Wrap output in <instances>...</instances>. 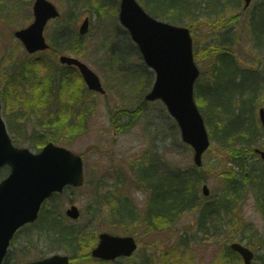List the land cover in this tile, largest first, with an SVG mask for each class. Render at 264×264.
<instances>
[{
    "label": "trees",
    "instance_id": "1",
    "mask_svg": "<svg viewBox=\"0 0 264 264\" xmlns=\"http://www.w3.org/2000/svg\"><path fill=\"white\" fill-rule=\"evenodd\" d=\"M63 1L66 7L63 21L53 29V34L49 38L50 59H34L31 56L14 58L9 68L7 66L0 74V98L3 105H6L9 92L11 95L9 98L22 100L29 116H32L28 120H20L16 116L8 120V127L16 144L29 141L38 149L48 141L59 142L58 130L54 127L65 123L64 114L69 113L70 109V103L65 102L67 97L65 89L75 78H79V73L75 68L57 67L55 59L62 53L81 55V37H76L72 42L76 32L71 27L79 19L81 9L91 8L100 13L104 8L114 6L115 9L114 4L117 0ZM139 2L155 18L185 25L192 33L198 27L199 20L211 21L207 24L216 32L215 35L205 47L199 42L200 46L195 47L194 51L196 61L201 59L208 61L207 71L195 83L194 97L209 129L211 140L227 153V157L224 161L221 160L224 170L218 175L219 188L208 201L199 195V185L204 180L202 168H186L173 175L160 176L155 181L154 175L159 174L157 169L150 163L148 171L145 163L150 158L142 157V162L131 168L137 181V188L148 195L144 212L139 213L131 201L116 188L113 195H106V197L115 195L113 223L124 227V233H130L134 227L139 226H145L149 230L159 221L173 225L183 215L195 212L197 224L204 227L203 229L208 224L213 226L220 224L222 228L219 230H224L225 227L237 222L235 214L248 197L254 199V207L264 220V161L258 159L256 163L257 155L254 153L255 147L264 150V128L257 116L258 108L264 107V0L246 10H241L242 0H139ZM242 17L243 20L237 25ZM227 25H236V32L246 34L250 51L245 57L238 53V36H235L233 28H228ZM114 28L122 32L126 47L130 50L135 49L139 57L127 32L118 28L116 24L111 27L115 31ZM108 41L106 39L105 43ZM109 43L112 44V41ZM111 49L112 47L107 48L106 44L105 57L108 61L106 65L112 70L113 76L111 86L116 92L118 89L124 90L119 96H123L124 93L139 95L145 85V72L141 69L132 70L133 68L122 72L117 70V65H121L120 61L128 63V59L125 57V49L121 48L120 52L123 54L124 51V56L120 58L115 57ZM141 66L143 67L142 63ZM40 69L43 71L42 74ZM75 86L74 93L81 92L79 94L81 96L87 92L82 82ZM41 97L47 102L44 107L50 109L46 114L45 124L39 118L42 112L41 105L36 104L42 101ZM75 100L72 103H75ZM53 103L56 109L51 111ZM144 103L139 104L137 110L120 108L114 114L112 123L128 118L125 124L129 125L133 112L140 111ZM80 116L84 118L86 114ZM27 121L31 122L30 132L27 129ZM69 122L73 124L72 120ZM70 126L68 123L64 124V127ZM127 128L128 126L123 130ZM76 131L74 127L69 134L74 135ZM97 190H101L99 186ZM99 195L100 193L97 194ZM52 198L43 205L38 221L21 231L25 234L26 249L30 250L33 246L35 248L39 242L35 241L41 240V256L64 251L71 257H77L79 250L86 245L90 237L93 236L92 241L95 242V232L87 234L83 228L70 224L57 208L49 207ZM100 209L101 205L97 203L96 207L91 209L92 217L100 216ZM225 252L231 253L227 246ZM9 254L4 264L12 262L18 264L14 255L11 254L10 258Z\"/></svg>",
    "mask_w": 264,
    "mask_h": 264
},
{
    "label": "rangeland",
    "instance_id": "2",
    "mask_svg": "<svg viewBox=\"0 0 264 264\" xmlns=\"http://www.w3.org/2000/svg\"><path fill=\"white\" fill-rule=\"evenodd\" d=\"M33 1L18 0L17 3L19 4L16 9L14 7L15 0H0V14L8 16L6 22L0 20V74L3 70H6L7 66L9 68L14 58L21 59L26 55L21 44L13 37L12 33L32 22L31 8ZM50 1L56 5L61 15L59 19L49 22L46 26L44 30L46 38H50L53 29L63 21L66 9L63 0ZM260 1L254 0L251 7ZM118 3L119 0L114 4L115 9L114 6L104 8L100 13L91 8H83L80 10L79 19L71 26L76 32V35L72 38V42H74L76 37H79L77 31L82 20L86 16L90 18L88 32L81 37V55L76 57L99 76L106 90V95L102 96L88 91L81 96L79 95L81 92L74 93L75 85L78 86L82 82L80 76L66 86L65 96L67 97L65 102L70 103V109L69 113L64 114L65 119L63 120H65L64 124L68 123L71 126L69 128L64 127V124L55 126L54 128L58 130L59 142L52 141V143L82 156L85 183L81 188L67 189L60 195H54L49 207L57 208L65 217V209L70 204L78 206L81 212L78 220L72 221L65 218L73 226L83 228L87 234L95 232V238L101 231L134 236L138 243V250L132 258V262L126 261L120 264H141L142 258L146 257L149 258L150 264H243L238 255L233 252H225V246L229 245L231 241L248 244V247L254 253L252 264H264V220L256 212L254 200L251 197H248L239 211L236 212L237 222L234 225L225 227L224 230H210L208 226L207 229H201L200 231V227L196 223L197 215L195 212L182 216L170 227L159 221L158 224L151 226L149 230L144 226L135 227L131 233H123V229L113 223L115 210V199L113 197L115 195L107 197L106 195H113L116 188L126 194L140 210L145 205L146 193L136 189L133 172L130 169L131 166L138 164L142 156L149 155L161 175H173L186 168H194L191 148L181 141L176 124L160 102H145L140 111L133 112L132 122L129 125L125 124L128 118L112 123L114 114L120 108H134V110L139 108V104L144 102L143 96L150 90L154 80L153 73L146 67L141 66L140 62L142 61L136 55L135 49L130 50L126 47V40L121 34L122 32L117 31L115 28V31L111 29L115 24L118 28H121L117 19ZM12 12L15 13L12 14ZM114 12L115 15L113 16ZM242 20L243 17L237 25ZM207 23H211V21L199 20L198 27L192 33L193 51L200 44L205 47L215 35L216 32L209 28ZM227 27H232L233 33L238 36V53L245 57L250 51L246 34L236 32V25H227ZM106 39L109 40L108 43H105ZM110 41H112V44L109 43ZM106 44L107 48L112 47L111 51L118 58L124 56V51L123 54L120 52L121 48L125 49V57L128 59V63L120 61L121 65H117V70L122 72V70L133 68L132 70L141 69L145 72V85L139 95L124 93L123 96H119L124 90L118 89L117 93L111 86L113 76L112 70L106 65L108 62L105 57ZM50 57V53H40L33 58L50 59ZM241 59L243 60V58ZM55 62L59 67L57 59H55ZM195 62L200 70L199 80L208 69V61L201 59V61ZM42 72L40 69V74ZM82 84L85 87L83 82ZM206 88L205 86L204 89L206 90ZM10 96L8 92L6 105H3L2 102L1 114L6 126L8 120L14 116L20 118V120L32 118V116H29L30 114H28L23 101L9 98ZM73 100H75V103H72ZM37 103L42 108L39 118L45 124L46 114L50 109L47 110L44 107L47 102L43 99ZM52 109H56L54 103L51 106V111ZM83 114H86L84 118L80 116ZM69 120H72L73 124ZM27 123V129L30 132L31 122L27 121ZM126 126L128 128L123 130ZM74 127L77 131L74 135H70L69 132ZM10 136H12L11 133ZM17 146L27 148L31 152L39 151L29 141L18 143ZM226 157L227 153L214 142L203 155L202 173L204 174V183L210 189V196H213L219 188L218 175L224 170L221 164ZM258 159L259 157L256 158V163ZM150 163V160L145 163L148 171H150ZM4 171L6 173V170H2L1 173ZM159 177L160 175L156 174L153 178L157 181ZM123 181H125L124 184ZM98 186L101 190H97ZM200 187L201 184L199 185V195L203 198ZM99 193L100 195L97 196ZM203 199L208 201L209 198ZM97 203L101 204L100 216L92 217L91 209L95 208ZM217 228L221 229L222 227L219 224ZM24 238V233L19 234L10 252V258H12L11 254L14 252V258H16L18 264L40 258L42 253L41 240L35 241V243L39 241L35 248L33 246L30 250H27ZM92 240L93 236L79 250L77 257H71V259L73 258L72 264H109L100 263L90 258L89 252L96 244V239L94 243ZM58 252L65 253L64 251Z\"/></svg>",
    "mask_w": 264,
    "mask_h": 264
},
{
    "label": "water",
    "instance_id": "3",
    "mask_svg": "<svg viewBox=\"0 0 264 264\" xmlns=\"http://www.w3.org/2000/svg\"><path fill=\"white\" fill-rule=\"evenodd\" d=\"M247 7L251 0H244ZM33 22L14 32L29 54L49 48L43 30L47 22L59 16L56 7L48 0H35ZM119 22L136 43L145 64L155 72V81L146 101L161 100L180 129L181 139L194 151L193 160L201 166L202 155L209 146L208 134L193 98L194 82L199 71L193 60L192 39L185 27L174 26L150 17L135 0H120ZM88 18L79 28L84 34ZM62 64L75 66L89 90L103 94L99 77L83 62L72 56H60ZM264 126V109L259 110ZM264 158V152L258 151ZM10 167L9 175L0 181V264L9 242L18 228L36 220L42 202L65 186H80L83 182V164L80 156L53 143L46 144L39 153L15 147L1 118L0 104V168ZM208 195L206 185L202 187ZM69 218L77 219L75 206L66 210ZM91 256L102 260L129 257L136 249L131 236H114L101 233ZM244 264H251L253 253L239 243H232ZM26 264H69V258L54 254Z\"/></svg>",
    "mask_w": 264,
    "mask_h": 264
}]
</instances>
